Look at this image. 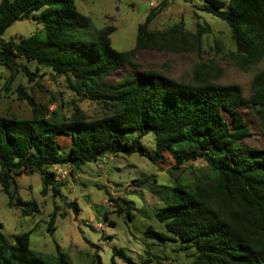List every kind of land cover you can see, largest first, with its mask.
Instances as JSON below:
<instances>
[{
    "label": "trees",
    "instance_id": "16d2710c",
    "mask_svg": "<svg viewBox=\"0 0 264 264\" xmlns=\"http://www.w3.org/2000/svg\"><path fill=\"white\" fill-rule=\"evenodd\" d=\"M165 4L162 0L137 25L133 47L118 51L111 44L115 28L110 24L96 30L88 43L75 38V32L90 23L77 10L76 0H0V38L13 22L37 11L44 29L43 37L31 34L17 42L0 39V65L8 70L5 85L19 74L36 77L30 68L34 62L35 70L49 69L63 76L75 94L105 109L96 118L87 117L77 105L69 116L58 111L47 114L18 86L31 112L27 118L0 115V189L9 205L21 201L10 190L14 176L35 172L40 175L42 195L61 197L53 166L79 170L87 162L117 153H136L156 165L169 153L174 170L201 160L204 167L189 181L175 176L174 183L156 186L163 204L154 217L167 233L145 227L144 237L152 240L145 246L174 242L177 246L172 250L190 258L188 264H264V149L243 153L241 145L251 135L244 110L254 111L264 125V68L254 74L248 96H243L239 84L209 80L207 71L212 67L202 62L195 64L193 82L154 70L139 71L136 55L142 50L202 53L207 25L197 22L193 32L181 22L165 29L149 28ZM196 8L228 26L241 70L264 58V0H204ZM119 66L129 70L120 80L109 82L108 76ZM150 132L154 135L151 152L141 142ZM134 181L150 184L156 179ZM105 192L118 212L126 211L132 218L127 199ZM64 203L76 217L78 205ZM34 211L38 212L36 203L27 202L22 215ZM57 214L65 215L57 213L55 206L47 224L50 234L56 229ZM2 229L0 222V264H71L57 242L50 257L30 248V230L15 235L11 242ZM116 257L124 264H139L123 247L112 248L109 264H118ZM149 262L145 259L142 264ZM90 264H103L101 255L92 254Z\"/></svg>",
    "mask_w": 264,
    "mask_h": 264
},
{
    "label": "rangeland",
    "instance_id": "374dc122",
    "mask_svg": "<svg viewBox=\"0 0 264 264\" xmlns=\"http://www.w3.org/2000/svg\"><path fill=\"white\" fill-rule=\"evenodd\" d=\"M161 1L76 0L77 10L88 16L90 23L87 27L78 29L75 38L88 43L93 40L96 30L110 24L115 28L110 35L113 48L126 51L134 45L137 25ZM203 3L204 0H166L165 6L149 24L150 29H165L181 22L186 30L192 32L195 31L197 22L204 25V28L207 25L209 30L202 36L201 55L193 52L142 50L136 55L138 70H154L178 81L193 82L195 64L202 62L212 67L207 71L209 80L239 84L243 96H248L254 74L264 68V58L248 70H241L235 62L236 52L228 26L219 18L196 8ZM39 15L40 12L37 11L27 18L16 20L0 39L17 42L31 34L43 37L44 29ZM30 68L37 74L36 77L30 79L19 74L6 86L8 70L0 65V115L30 117V106L19 96L18 86L29 93L47 114L58 111L69 116L74 105L79 106L89 118L99 117L105 111L101 104L75 94L63 76H57L49 69L35 70L34 62L30 63ZM128 70L125 66H119L107 80L118 81ZM243 114L251 135L242 141V152L247 153L250 148L264 149L262 121L252 110H244ZM62 137L59 136V139ZM141 142L151 152L154 149L153 133H147ZM164 155L165 159L160 165L153 164L136 153H117L104 156L95 162H87L79 170L70 165L53 166L52 170L56 168L59 171L57 181L61 184V197L55 198L50 193L41 194L39 174L34 172L15 175V184H11L10 190L15 191L21 201L9 205L7 195L0 189V222L3 234L12 242L15 235L30 230L31 249L51 257L55 254L54 242H57L71 264H90L91 256L95 252L101 255L103 264H109L113 247H123L139 264L145 259L151 260L147 264H188L190 258L184 253L172 250V247L177 246L174 242H167L165 246L154 243L150 248L144 244L152 241L143 235L147 226L167 233L154 217V211L163 204L156 196V186L174 183L175 176L189 181L205 165L203 161L196 160L182 164L180 169L174 170L171 156L169 153ZM148 176H153L156 182L140 184L134 181ZM105 190L113 198L122 197L129 201L132 218H129L126 211H117ZM32 201L36 203L38 212L22 215L27 202ZM65 201H73L78 205L76 217L73 210L65 205ZM55 206L57 213L64 212L65 215L57 214L56 229L50 234L47 224ZM115 259L118 264H124L118 257Z\"/></svg>",
    "mask_w": 264,
    "mask_h": 264
},
{
    "label": "built area",
    "instance_id": "2783aa9c",
    "mask_svg": "<svg viewBox=\"0 0 264 264\" xmlns=\"http://www.w3.org/2000/svg\"><path fill=\"white\" fill-rule=\"evenodd\" d=\"M58 169H59V168H58ZM59 170H61V169H59ZM53 171H54V173H55V175H56V179H57V178H58V177H57V174H59V171H57L56 168H54Z\"/></svg>",
    "mask_w": 264,
    "mask_h": 264
}]
</instances>
